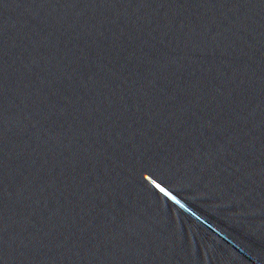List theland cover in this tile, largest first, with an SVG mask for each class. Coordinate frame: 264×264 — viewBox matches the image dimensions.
<instances>
[{
  "label": "water",
  "instance_id": "obj_1",
  "mask_svg": "<svg viewBox=\"0 0 264 264\" xmlns=\"http://www.w3.org/2000/svg\"><path fill=\"white\" fill-rule=\"evenodd\" d=\"M0 264H264V0H0Z\"/></svg>",
  "mask_w": 264,
  "mask_h": 264
},
{
  "label": "snow or ice",
  "instance_id": "obj_2",
  "mask_svg": "<svg viewBox=\"0 0 264 264\" xmlns=\"http://www.w3.org/2000/svg\"><path fill=\"white\" fill-rule=\"evenodd\" d=\"M156 187L159 188V190L164 193L165 196H169L172 199H175V197L171 196V193H169L165 188L161 187L159 184H156Z\"/></svg>",
  "mask_w": 264,
  "mask_h": 264
}]
</instances>
